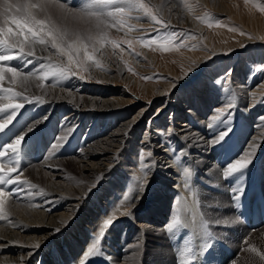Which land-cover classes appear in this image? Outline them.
I'll list each match as a JSON object with an SVG mask.
<instances>
[{"label": "bare ground", "instance_id": "obj_1", "mask_svg": "<svg viewBox=\"0 0 264 264\" xmlns=\"http://www.w3.org/2000/svg\"><path fill=\"white\" fill-rule=\"evenodd\" d=\"M151 1L154 5L161 6L162 16L165 19L180 24L186 23L202 30L203 25L200 21L193 19L188 12L180 9V0ZM200 1L204 2V0ZM210 1L213 2V6L224 9L221 1ZM104 57H108L106 50ZM121 65L108 70V72L112 70L113 73L104 74L102 72L103 75H97V72L92 69L95 72L94 75L104 77L108 82L99 86L89 85L85 80L74 78L60 84L53 83L51 78L48 81L33 80L27 86V90L21 87L19 81L14 85L6 79L0 82L3 87L23 91L30 99L34 96L44 98V103H38L35 100L26 103L18 113L17 119L8 126V128L15 127V133H27L26 142H22L23 145H27L32 138L39 136L44 129L49 130L54 135L53 138L59 132H63L66 136H71L72 141L73 137L77 141L75 164L65 166L61 174L63 177L69 174L70 182L62 180L59 177L60 174L51 175L50 172L46 173L47 181H44L45 173L43 172L50 165L41 156L36 159L33 158V153L30 154L32 165L30 164L31 169L26 171L33 173V181L29 182L37 185V188L29 189L25 186V191L19 196L9 194L4 197L5 218L0 219V264H184V261L189 259L192 264H246L247 261H252L254 253L248 252V247L255 245L257 249L264 252V234L261 232L253 234L246 230L243 227L245 222L241 218L244 209L241 208L238 212L240 215L235 216L237 213L234 215L228 199L225 200L226 198L224 199L221 194L219 196L213 190H208L210 188H203L200 180L212 182L211 185L208 184L210 187L227 189V185L224 186V182L220 180L224 169L217 165L223 161L225 154L222 149L226 145L225 149H231L228 153L240 152L238 159L245 157L251 160L248 168L264 160V120H262L264 117L256 119L254 125L251 126L247 123V120H253L251 107L250 109L242 108L246 103L252 105L254 102L252 96L256 90L252 89L253 85L250 82L244 84L239 78L234 80L236 90L229 89L227 92L233 95V98L231 99V96L230 98L228 96L229 99L223 98L221 103H233L235 113L227 119L219 118L214 121L213 115L210 114L213 106L210 105L208 99L198 96V93H205L209 88L208 85L212 86L211 81H201L199 85L188 89L187 93L184 92L178 96L175 93L184 91L182 87L189 84L185 82L189 79L183 78L181 83L176 84L173 91H157L158 96L165 94L168 96L172 93L167 98L169 105L165 104V107L168 106L166 111L170 116L166 120L164 112L156 114L155 119H152L146 127L148 131H145L142 140L139 141L138 136L142 125L140 118L146 109L137 112L138 114L133 115L132 118L127 117L128 109L125 104L127 101L124 103L123 100H126V97L129 98L130 92L122 87L116 91L115 84L114 86L112 84L118 76L124 74V68ZM8 66H17V64L15 62ZM35 67L38 65L33 66L32 70ZM190 81L194 84L198 79ZM109 94L114 97H110ZM121 100L124 104L120 102ZM227 100L228 103H226ZM19 102L24 103L22 99ZM34 103L37 104L35 110H38L29 114L27 111ZM258 109L264 110V102L258 105ZM23 114L26 119L31 115H34L35 119L23 130L18 131V119ZM56 116H61L60 120ZM163 121L172 128L171 131L166 132V135L156 126L162 128ZM29 125H35L32 132H28ZM229 129V135L224 140L218 143L212 142L219 136L216 135L217 130L227 131ZM88 132H90L89 135L83 137ZM14 138L13 136L12 139ZM53 140L57 141V139ZM23 145H21L20 152L26 148V145ZM140 145L149 150V175L141 193L136 194L131 210L128 208L130 215L125 214L116 219L118 221L124 218L123 221L120 220V223L127 222L130 229L127 231L126 227L127 234L123 240L111 241L112 243L109 242V237L113 228L104 231L98 245L100 254L94 253L88 256L85 254L86 250L93 237L101 233V226L110 217H112V223L117 217V215L114 217L110 211L111 203L109 202L116 197L113 196L114 198L111 199L112 195L108 194V190L113 189V186L107 184L106 177L109 174L112 175L113 170L122 168L123 165L119 164L122 160L126 165L124 171L133 170L134 165H137L134 156ZM254 145L255 151L250 157H246L245 154L251 152ZM126 153L129 155L125 156ZM9 159H11L10 154L0 157V163L7 166ZM184 169H190V175L186 176ZM12 175L14 177L16 173ZM210 175L217 176L218 180L210 178ZM54 177L59 180H55ZM34 180L38 183L44 181L46 184L41 187ZM125 181L123 180L122 183ZM188 184L191 187H188ZM12 187L6 185L5 191L9 192ZM40 188L44 189L45 195H36ZM28 191H31L30 194L27 193ZM153 191L155 198L148 202V207L145 208L147 199H149L147 195ZM28 194L33 196L31 202L29 201L31 206L26 207V205L25 208H19V198H24ZM92 194L98 195L99 199L90 208L93 201L89 198ZM228 194L231 197L235 195L230 189ZM171 196L174 197L173 205L169 204ZM230 201L233 205L232 200ZM111 205L114 207V204ZM156 206L160 207L162 212L159 217L156 216L157 211L153 210ZM220 206L224 207L222 211L218 209L222 208ZM144 208L146 212L153 214L152 218H147L146 213L137 214ZM178 215L180 222L183 223V231L189 235L187 242L181 243L182 245L174 244L168 237L169 232H166L167 224L173 219H178ZM143 218L147 220L144 221L145 223H143ZM217 219L221 222L216 223ZM203 220H207L208 228H212V238L208 240L207 247L203 242L205 235L201 228ZM225 220H228L229 224L233 223V230L236 231V237H233L236 245L232 247L224 244L223 233L226 229L225 225H228L224 223ZM133 222H137V225ZM135 226L140 230L135 229ZM135 231L141 234L139 244L135 242L137 238ZM244 237L246 239L242 243ZM205 238L207 239V236ZM37 244L39 247H35ZM186 246L191 250V256L188 252L182 257L179 256L180 249ZM242 246L244 256L249 255L248 260L242 259L239 254L238 248Z\"/></svg>", "mask_w": 264, "mask_h": 264}, {"label": "rangeland", "instance_id": "obj_2", "mask_svg": "<svg viewBox=\"0 0 264 264\" xmlns=\"http://www.w3.org/2000/svg\"><path fill=\"white\" fill-rule=\"evenodd\" d=\"M219 1L222 2L224 9H220L219 7L213 6V2L210 0H204L205 3L201 2L200 0H180V9L181 10L183 9V11H185L186 13L188 12V14H190L193 19L200 21L201 24L203 25L202 30L191 27L186 23L180 24V23L170 21L169 19H165L164 17L163 19L165 20V23L167 24L170 22L172 27L162 29L160 28L159 25L155 24L149 19H133V20H130L129 23L132 25H135V29L128 31L127 35L125 34L124 31H118L116 29L110 30L111 38L117 40L120 43V46L119 48L113 49L111 45H107L106 55L108 57L102 58L104 69L103 70L96 69V68L95 69L92 68V69L97 72V75L98 74L103 75V73L104 74L109 73V72L113 73L112 70L109 72L108 70L115 68L116 65L122 64L121 66H123L124 68V74H121L120 75L121 77L118 76L115 82L113 83L111 82V83L113 84V86L115 84V89H117L116 91H119V88L120 89L125 88L126 91L130 92L129 98L126 97V100H123L124 103L127 101L125 104L127 105L126 108L128 109V113H127L128 118H132L133 115L135 116L136 114H138L137 112H140L142 109H146L145 110L146 113L144 114L145 112L144 111L143 112L144 116L142 115V117L140 118V122L142 125H141V129L139 131V136H138L139 141L142 140L145 134V131L146 130L148 131L146 127L149 122L150 123L152 122V119H155L154 116L156 114L158 113L161 114L162 112H164L165 113L164 116L166 120L170 116V114L166 111V109L168 107L167 105H169L167 104L168 102L167 98L172 93L169 94L168 96L167 94L163 96H158L157 91L159 92L160 90H164V92H171L175 89V86L177 83L179 84L182 82L181 80L183 78L189 79L185 81L186 83H189V84L182 87V90L184 91L175 93L178 96L182 95V93L184 92L187 93L188 89H191L192 87L196 85H199L201 81L209 80V82L210 81L212 82V83L210 82V85L212 86L208 85L209 88L206 89L205 93L203 94L198 93L199 97L202 96V98L208 99V101L210 102V105L213 106L212 107L213 111L210 112V114L213 115L212 117L219 116L220 119L224 120V119H227L228 116L234 115L235 113L234 104L233 103L223 104L221 103V101L223 98L229 99L230 96H231V99L233 98V95H230L227 92H229L228 91L229 89H232L233 91L236 90L234 88L235 87L234 80L236 81L237 78L241 79V82H243L244 84H246L245 82H250L253 85L252 89L254 88L256 90L252 96L254 105L255 104L259 105L262 102H264V0H219ZM62 2H65V1H62ZM145 2L149 3L150 6L154 5L151 0H145ZM80 3H81V0H78L76 4L69 3V7L76 8L80 5ZM185 3L191 5V11H188L185 9L184 7ZM167 5H169V3ZM133 15H136V13H133ZM57 16H58L57 13L53 14L54 19ZM173 32L178 33L179 36L178 37L172 36ZM124 40H132L133 42L132 48H129L127 44L123 43ZM142 40H153L154 43L151 44L150 46H147L142 42ZM165 45L168 47L169 49L168 51L164 50ZM97 55L99 56V54ZM106 59H109L110 62L109 60L106 61ZM32 67L33 65H30L28 66V69L26 70H32ZM92 69H90L89 72L84 73L86 77L85 81L87 82V84L89 85L94 84V85L99 86V85L108 83L106 82L107 80H105L104 77L94 75L95 72H93ZM9 76L10 75L8 73H5V79L7 82H9ZM89 76H91L90 79L88 78ZM193 79H198V81L192 84V81L190 80H193ZM109 96L114 97L112 94L111 95L109 94ZM123 101L121 100L120 102L124 104ZM226 103H228V100ZM34 104H32L30 108L28 109L27 112H29V114H32L33 112L38 110V109L35 110V106L37 104L35 105ZM165 104H167L166 105L167 107H165ZM253 104L249 105L246 103L242 107L244 109H250L249 107H251V112H253V120H250V121L247 120V123L251 126L254 125L256 119L258 118L260 119L264 117V110L258 109V105L254 106ZM25 117L26 116L24 115V118ZM56 118L60 120L61 116H56ZM34 119H35L34 115L29 116L27 118V120H29L28 123H31ZM156 126L158 127L157 129L160 132L164 133L165 135L167 131L169 132L172 129L168 127V124H166V122L164 121L162 123V128H160V126L158 125ZM169 128L170 130H168ZM217 132H216V135L217 134L219 135L221 132H224V130H217ZM89 133L90 132L83 135V137H87L86 135H89ZM58 136L64 137V140L60 141V143L63 144L64 142H67L65 143L67 147L70 141L69 138L71 136L68 137L63 132L62 133L59 132L56 137L58 138ZM56 137L53 139H57ZM47 140L48 139H46L45 141ZM76 143L77 141L73 137V141L70 144V148L73 149V153H66L60 156H56V157L54 156L56 153H49L47 156L50 159H47L41 156V158H43L44 161L48 162V164L50 165V166L48 165L49 167L45 168L47 170L43 172L45 173L44 181H47L46 173H49V172L51 175L60 174L59 177L62 178V180L65 179V182L71 181V179L69 178V174L65 175L64 177L61 174L65 166H71L75 164L74 160H76L75 158L77 157L75 153ZM25 145L26 144H24L23 146ZM142 145L138 147L137 152L135 154L136 157L134 156L135 163H137V165H134L133 170H131L130 172L124 171L125 170L124 167L126 165L124 161L122 160L119 162L120 165H123L122 168L120 167L118 170L117 169L113 170L112 175L109 174L106 177V180H107L106 182H108L107 183L108 185H112L114 188H119L124 183H126L125 181L127 180L126 178H128L129 176H132V179H131L132 181L130 180L131 177H129L128 181L130 180V182H132L133 185H131L130 187L129 185H126L124 186L122 190V193L125 194L124 197L126 195H133L130 190L135 187L134 178L143 177L145 175V171H146V178L149 175L148 170L141 169V163H143L144 165L148 167L150 165L149 150L147 148H144V146ZM226 146H224L222 149V152L224 151V154H228V151L231 150V149H225ZM51 147L52 145L50 144L49 149ZM141 150H143V153H144L143 157L140 156ZM244 152L245 150L243 151V153ZM29 154L31 153L29 152ZM230 154L233 156V159L231 162L226 164L227 161H225L223 163L219 162L217 164L221 169H225L230 163L235 162V160H237L240 157L239 155L240 152L239 153L231 152ZM124 155L126 156L129 154L126 153ZM54 163L55 165H53ZM262 163L264 164V160L262 162L260 161L259 164L256 163L257 165L255 164L253 167H249V168L247 167L246 168L247 170L246 169L243 170L242 175H238L239 173H237L226 179L225 178L222 179L223 176H221L220 180L222 183L224 182L223 183L224 186L226 185L228 186V187L226 186L227 189H225L224 187H215V188L212 187V190L217 195L220 196L221 194V196H223L224 199L226 198L225 200L228 199L227 200L229 201L228 204H230L229 205L230 208L232 207L234 215L237 213L235 216L240 215L238 212L239 210H241L240 207H243L244 205V197H242L243 196L242 192H244L246 188H248V192L251 195L253 190L256 188V183L259 182V176L261 175V173L264 175V168H263ZM30 164L32 165V159L29 161H25L23 159L20 160V166L21 168H23V171L20 173V179H23V180L26 179L27 181L32 182L33 173L32 172L27 173L26 171L27 169L29 170L31 169ZM9 166L10 165H8L7 163V166H5V170H7ZM11 166H15V165L13 164ZM56 167H58L59 169L58 168L56 169ZM122 171L124 173H122ZM247 171L248 172L250 171V172L248 173ZM254 175H255L256 182L253 181ZM209 177L212 179L218 180L217 176L210 175ZM234 178L236 179L235 182H234L235 180ZM79 179L81 180L80 176H79ZM55 180H59V179L55 178ZM123 180L125 181L124 183H122ZM44 181H40V183H38L37 181L35 182L38 183L41 187H43L46 184V182ZM145 182H146V179L143 180V188L145 186ZM208 184L211 185L212 182L206 181L204 179L200 180L201 186L202 185L208 186V187H205L206 189L210 188ZM202 187L204 188V186ZM223 188L226 192L223 190ZM233 188L241 189V191L234 193L235 194L234 196L239 197L238 200L233 199V197L229 196L228 194V190L230 189L233 191ZM111 190L112 189L108 190V194L112 195L111 199L114 197H116V199H112V201L110 199L111 202L109 203L114 204V207H112V205L110 204V211L114 217L116 215L117 217H115L113 223L108 225L106 229H103V232L108 229L113 228L112 229L113 231L111 233L112 237L111 236L109 237L110 241L108 239L107 240L109 242L111 241L116 242L119 239L123 240L125 234H127V231H129L130 229L127 222L120 223V220L123 221L124 218H121L118 221L116 219L124 216L125 212L126 211L128 212L129 209L131 210L132 205L134 204L135 198L137 195L135 194L132 201L128 203V202H125L124 198L119 196L116 192L110 193ZM141 191L139 193H141ZM30 192L31 191H28L27 193H30ZM262 194H264V190L262 191ZM148 195L147 197H149V199H147L146 204L148 202H151L152 200H154L153 198H155L154 191L149 192ZM25 197L19 198L20 199L19 208L21 209L25 208L26 205H27L26 207L31 206L30 205L31 203H29V201L31 202V199L33 198V196L32 195L29 196L28 194ZM89 199L90 201H93L92 205L90 206L91 208L94 204L97 203L99 196L98 195L95 196L94 194H92ZM230 200H232L233 205ZM234 200L236 201L234 202ZM24 201H26L27 203L26 202L24 203ZM173 203H174V200H173V197H171L169 204L173 205ZM146 204L144 206L145 208L148 207V204L147 205ZM236 205L238 207H236ZM145 208L142 211H138L137 214L146 213L147 218L148 217L152 218L153 214L152 213L150 214L148 211L146 212ZM223 208L224 207H222V209ZM218 209L220 210V208ZM153 210L157 211L156 216L158 217L162 213L160 211V207L158 206L154 207ZM245 211L246 210L244 209L243 214H245ZM176 220L180 222L181 219L179 215H178V219ZM144 221L145 222L147 221L146 218H143V223H145ZM133 223L137 225V222L136 223L133 222ZM182 224L183 223L181 221L180 224L178 225L179 228H177L175 232L178 231L177 234H179V236H185L186 240L184 242L181 239H176V240L171 239L174 244L182 245L187 242L189 235L183 231ZM233 226H234L233 223H230V224L228 223V225H225L226 227L224 231L225 234L223 233L224 238L222 236L224 241H226V243L224 244H227L230 247L236 245L235 242L233 241L234 240L233 237L236 234V231L233 230L234 229ZM126 227L128 230L126 229ZM243 227L246 230L253 232V234L260 233V232L261 234H264V223L256 227H252L250 223L245 222ZM134 228L137 230H140L136 226ZM208 230L211 232L212 228L209 227ZM227 232H230L229 239L225 238V235ZM135 233L137 234V238H135L136 241L135 240L134 241L137 244H139L141 242L140 240L141 234H138L137 231H135ZM205 237L206 235L203 236V242L206 240ZM245 239L246 237L243 238L242 243L245 241ZM168 243L170 242L168 241ZM250 247L251 246L248 247V252L250 251L249 250ZM238 250H239V254L241 258L248 260L249 255L244 256L243 254L244 247L243 246L242 248L239 247ZM252 258L253 260L247 261L246 264H255V263L260 264L259 257L255 253L252 256Z\"/></svg>", "mask_w": 264, "mask_h": 264}, {"label": "snow or ice", "instance_id": "obj_3", "mask_svg": "<svg viewBox=\"0 0 264 264\" xmlns=\"http://www.w3.org/2000/svg\"><path fill=\"white\" fill-rule=\"evenodd\" d=\"M70 2L71 0L67 2H61V0H0V82L4 81L5 73L10 74V83L15 84L19 81L25 90L33 80L48 81L51 78L55 84L70 81L73 78L83 81L86 79L84 73L89 72L90 69H104L102 58L107 45H111L113 49L119 48L120 43L110 36L111 29L124 31L127 35L128 31L135 29V25L129 23L133 19H149L162 29L172 27L170 22L165 23L161 6H150L145 0H81L76 8H70ZM184 7L191 11V5L185 3ZM53 13L59 15L54 19ZM172 36L178 37L179 34L173 32ZM142 42L147 46L154 43L153 40H142ZM123 43L132 48V40H124ZM164 50H169L166 45ZM13 61L17 66H8ZM30 65H38V67L34 70H26ZM88 78L90 79L91 76ZM21 99L24 103L19 102ZM32 100L38 103L45 102L42 96H34L30 99L23 91L3 87L0 84V133H3L17 119L20 110ZM212 119L218 120L219 116ZM220 122L223 123V121ZM34 127L35 125H29L28 132H32ZM229 131L230 129L221 132L212 142L218 143L224 140L229 135ZM13 136L14 139L9 137L11 142L0 141V157L11 155V159L8 160L10 166L7 170L4 164L0 163V219L5 218L4 197L6 195L19 196L25 191V186L29 189L37 188V185L20 179V173L23 171L20 166V149L22 142H26L27 133H13ZM62 140L64 137L57 138V144L52 146L53 151L63 146L60 143ZM254 151L255 145L252 151L246 153L245 156L250 157ZM143 155V150H141L140 156L143 157ZM250 163L251 160L245 157L235 160L223 170V178L237 173L242 175L243 170ZM13 164L15 166H11ZM141 169L150 170L143 163H141ZM183 171L186 176L190 175V169ZM13 173H16L14 177ZM144 179H146V171L143 177L134 178L135 187L130 190L133 195H126L125 202L130 203L134 195L142 190ZM6 185L13 186L9 192L5 191ZM187 186L191 187L190 184ZM239 191L241 189L233 188L234 193ZM36 195H45L44 189L40 188ZM233 199L238 200L239 197L234 196ZM125 214L130 215V212L126 211ZM215 222L220 223L221 221L217 219ZM228 222V220L224 221V223ZM111 223L112 217L104 222L101 226V233L93 237L90 242L86 255L100 254L98 245L102 239L103 229ZM179 224L178 220L173 219L166 228L174 232ZM201 228L207 236L204 241V246L207 247L208 240L212 238L207 220L202 221ZM249 250L259 257L260 264H264V252L257 249L255 245H251ZM186 252L191 256V250L187 246L180 249L179 256H184ZM184 264H192L191 259L184 261Z\"/></svg>", "mask_w": 264, "mask_h": 264}]
</instances>
